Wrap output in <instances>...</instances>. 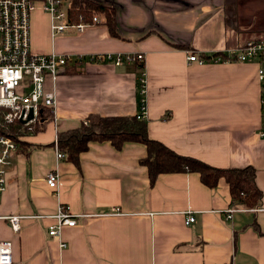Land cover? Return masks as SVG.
<instances>
[{
  "label": "crops",
  "instance_id": "0c3cea01",
  "mask_svg": "<svg viewBox=\"0 0 264 264\" xmlns=\"http://www.w3.org/2000/svg\"><path fill=\"white\" fill-rule=\"evenodd\" d=\"M94 1L112 8L116 37L101 22L50 38L47 14L35 10L30 50L140 53L143 59L117 65L82 60L59 68L53 84L46 77L43 88L54 89V120L21 135L23 143L5 166L0 216H24L18 233L0 219V239L12 244V264H264L258 59L212 60L215 54L232 55L247 40L264 39V0ZM188 54L206 60L188 62ZM141 71L145 86L139 95ZM140 97L148 137L214 167L251 166L259 204L226 219L228 207L241 205L231 204L222 178L210 188L197 172H163L149 183L139 162L144 147L136 142L115 148L107 140L90 141L77 164L55 159L57 132L89 116H133ZM49 170L58 174L54 189L45 184ZM59 205L87 214L62 227V249L47 235L51 219L33 217ZM186 213L194 216L189 224Z\"/></svg>",
  "mask_w": 264,
  "mask_h": 264
},
{
  "label": "built area",
  "instance_id": "2783aa9c",
  "mask_svg": "<svg viewBox=\"0 0 264 264\" xmlns=\"http://www.w3.org/2000/svg\"><path fill=\"white\" fill-rule=\"evenodd\" d=\"M65 5L63 7V4ZM45 12L48 16V30L50 38L64 32L66 29H73L81 32L88 25L101 23L104 17L93 14L87 21L69 22L66 10L67 0H0V127L4 124L19 122L23 127L31 126L37 119L38 113L42 109H47L53 118L54 89L45 90L43 88L46 77L54 83L58 75L59 68H64L72 63L75 58L87 61H106L113 65L126 62L141 63L143 56L140 53H105L102 55L89 54L68 55L62 53L48 52L36 54L30 50L29 45V13L36 8ZM232 53V52H231ZM258 59L257 79L263 83L261 90L260 110L264 114V39L247 40L233 50V54L225 56L217 55L212 60H238ZM187 61H196L202 63L206 60L204 57H198L195 54H188ZM139 95L144 92L143 72L138 77ZM139 106L135 113L138 119L145 117V104L142 97L139 98ZM84 125L87 121L82 122ZM260 135H264V122L260 129ZM55 145V144H54ZM17 149L16 143L6 134H0V194L5 187V166L8 157ZM55 159L60 160L64 154L57 146H54ZM58 174L54 170H49L45 175V184L54 189L57 183ZM243 208L228 207L225 211V218L229 219L235 210ZM115 212V211H114ZM87 214H73L68 206L59 205L57 209L49 215L35 214L33 217H43L51 219L46 226L47 235L56 239L59 248L65 247L66 242L60 240L62 227L72 226L76 222V217L86 216ZM23 215L6 214L0 216L7 222L9 228L18 233L21 218ZM192 213H186L184 224L193 221ZM12 244L10 240L0 239V264H12Z\"/></svg>",
  "mask_w": 264,
  "mask_h": 264
},
{
  "label": "trees",
  "instance_id": "16d2710c",
  "mask_svg": "<svg viewBox=\"0 0 264 264\" xmlns=\"http://www.w3.org/2000/svg\"><path fill=\"white\" fill-rule=\"evenodd\" d=\"M67 1L66 15L69 22L87 21L93 14L102 15L109 35L117 36L112 8L94 0ZM80 62L82 60L75 58L69 64L73 66ZM51 118L49 111L42 109L38 113V119L31 126L23 127L19 122L3 124L5 128L2 129L3 125L0 127V134L8 135L17 145L22 144L23 142L19 139L21 135L40 131L43 124ZM39 119L42 121L39 122ZM105 140L115 148H119L123 142L142 144L144 155L139 162L145 167L149 183L163 172L194 171L198 173L199 181L206 187L216 186L217 181L222 178L227 183L231 204H239L246 209L259 204L260 190L254 182V169L251 166L218 168L205 164L195 157L176 154L163 143L148 137L145 120L138 119L135 114L133 116H89L86 125L80 123L74 129L57 132L55 145L64 154L63 158L77 164L79 153L87 149L90 141Z\"/></svg>",
  "mask_w": 264,
  "mask_h": 264
},
{
  "label": "rangeland",
  "instance_id": "374dc122",
  "mask_svg": "<svg viewBox=\"0 0 264 264\" xmlns=\"http://www.w3.org/2000/svg\"><path fill=\"white\" fill-rule=\"evenodd\" d=\"M64 5H65V2H64V4H63V7H64ZM35 10H39V11H41V10L39 9V7H38V4L36 5V8L33 9L32 11L34 12ZM32 11H30V13H29V16H30V17H29V30H30V27H31L30 24H31V21H32V16H33V15L31 16V14H32L31 12H32ZM41 12H42V11H41ZM43 12H44V11H43ZM42 19L44 20V18H42ZM38 23H39V24L41 23V17H40V16H38ZM41 121H42V119H39V122H41ZM3 128H5L4 125L2 126V129H3ZM4 130H5V129H4Z\"/></svg>",
  "mask_w": 264,
  "mask_h": 264
}]
</instances>
